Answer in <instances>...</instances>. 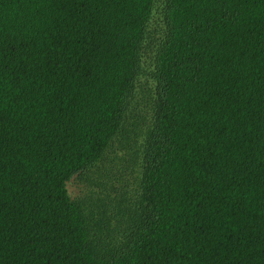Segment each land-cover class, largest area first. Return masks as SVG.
<instances>
[{"label": "trees", "instance_id": "1", "mask_svg": "<svg viewBox=\"0 0 264 264\" xmlns=\"http://www.w3.org/2000/svg\"><path fill=\"white\" fill-rule=\"evenodd\" d=\"M0 264H264V0H0Z\"/></svg>", "mask_w": 264, "mask_h": 264}, {"label": "rangeland", "instance_id": "2", "mask_svg": "<svg viewBox=\"0 0 264 264\" xmlns=\"http://www.w3.org/2000/svg\"><path fill=\"white\" fill-rule=\"evenodd\" d=\"M120 145L116 144L109 156L92 171L68 183L72 197L84 200L91 215H107L117 207L122 197L130 198L136 186L137 163L134 159L129 162L122 160L126 150Z\"/></svg>", "mask_w": 264, "mask_h": 264}]
</instances>
